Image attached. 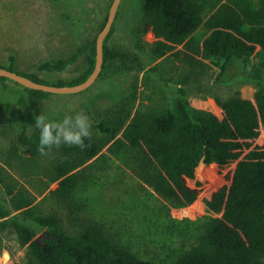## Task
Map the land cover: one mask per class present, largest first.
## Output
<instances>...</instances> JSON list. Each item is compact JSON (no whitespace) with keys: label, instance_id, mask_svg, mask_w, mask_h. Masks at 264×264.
I'll return each mask as SVG.
<instances>
[{"label":"trees","instance_id":"16d2710c","mask_svg":"<svg viewBox=\"0 0 264 264\" xmlns=\"http://www.w3.org/2000/svg\"><path fill=\"white\" fill-rule=\"evenodd\" d=\"M142 7L144 23L139 31L154 35L150 46L153 59L182 45L181 53L191 68L176 80L170 100L164 97L149 105L142 101L135 110L139 93L134 88L95 117L89 110L96 131H91L83 148L62 144L41 154L37 150L39 129L28 131L18 114L21 108H6L5 113L22 123L18 140L26 146L30 159L55 156L45 186L57 183L50 196L69 214L66 221L58 211L41 212L28 189L7 186L2 191L10 199L0 193V247H4L5 237L14 238L25 248L22 264H264V138L256 143L264 131V0H142ZM118 16L105 40L98 80L109 76L108 69L118 61H139L127 50L108 44ZM82 57L86 64L80 72L57 82L20 70L19 54L14 49L0 59V67L39 82L73 85L87 79L95 67L96 37L67 57L36 65L39 70L60 72ZM235 60L245 69L256 61L254 73L228 81L255 84L253 95L245 96L239 90L227 97L214 96L220 113L215 107L195 106L188 86L199 78L200 71L194 67L214 65L219 69L217 79L224 81ZM120 66L126 70L129 65ZM12 83L20 85L0 76L3 89ZM21 87L41 98L71 95ZM105 147L140 179L137 187L124 183L127 180L112 182L121 195L136 189L150 193V188L159 200L157 209L158 204L150 201L152 193L147 194L145 208L133 212L123 230L97 219L88 211L87 199L81 198V188L89 178L84 171ZM201 163L212 169L235 166L206 194L207 215L175 219L170 214L172 207L190 205L200 195V183L192 186L190 180L197 171L204 177L205 165ZM34 169L41 166L36 164ZM0 177L6 180L8 176L0 171ZM133 223H137L135 229ZM40 229L43 233L38 238ZM149 243L166 247L161 257L151 254Z\"/></svg>","mask_w":264,"mask_h":264},{"label":"rangeland","instance_id":"374dc122","mask_svg":"<svg viewBox=\"0 0 264 264\" xmlns=\"http://www.w3.org/2000/svg\"><path fill=\"white\" fill-rule=\"evenodd\" d=\"M110 4L111 0H0V59L14 49L19 54L20 70L37 73L52 82L69 80L86 64L83 57L60 72L39 70L36 65L44 60L67 57L80 45L95 38L106 20ZM120 7L116 30L108 44L127 50L132 58L138 57L139 61L129 64L118 61L108 69L109 76L99 79L91 88L77 94L41 98L25 91L21 84L20 86L12 83L7 89L0 87L3 109L0 111V171L8 176L6 180L0 177V193L7 200L10 199L5 193L7 186L24 187L35 195L41 212L58 211L66 221L68 219V209L50 196V190L55 188L57 183L45 186L49 181L47 173L55 156L43 155L35 160L30 159L25 151L26 146L18 140L22 123L16 121L12 114L5 113L6 108H21L22 111L18 114L26 121L29 132L37 129L35 116L42 112L52 119H63L65 114L78 111L89 115L92 122L91 131H96L93 126L94 117L111 106L117 98L124 97L137 88L139 98L135 110L142 101L149 105L152 101H163L164 97L170 100L174 95L176 80L191 68L181 53L184 50L182 45H178L164 57L153 59L150 46L155 37L150 31H139L144 23L142 0H122ZM201 31L206 30L202 28ZM255 62L253 60L245 69L240 60H235L223 78L224 81L217 79L219 69L214 65L194 67L200 74L198 79L188 84L192 103L199 108L212 109L216 108L213 102L216 95L227 97L239 90L245 96L253 95L255 84L247 80L228 81L240 74L254 73L252 65ZM121 64L124 67L129 65L128 69L120 70ZM216 110L220 113L219 109ZM263 138L264 131L256 143L262 142ZM89 163L92 166L84 171L89 178L81 188V198L87 199L88 211L97 219L105 221L113 229L123 230L124 223L130 221L133 212H142L145 208L143 201L147 194L151 193L150 201L152 204H158V209L159 200L147 185L150 193L144 190L139 193L136 189L122 195L118 188L112 186V182L118 179L117 181L127 180L124 183L137 187L140 179L125 167L120 159L112 155L108 147ZM36 164L41 166L40 170L34 169ZM201 164L205 165L204 177L197 171L196 177L190 180L192 186L200 183V195L190 205L172 207L170 214L175 219H196L207 215L204 202L206 194L235 166L233 163L212 169L205 163ZM84 213L88 215L87 212ZM133 225L135 229L137 223ZM42 233L43 229H40L37 237L41 238ZM147 246L152 248L151 254H157L158 257H161L166 248L161 243H149ZM145 247H141L142 251ZM24 257L25 248L14 238L5 237L4 247H0V264H22Z\"/></svg>","mask_w":264,"mask_h":264},{"label":"clouds","instance_id":"9594fccd","mask_svg":"<svg viewBox=\"0 0 264 264\" xmlns=\"http://www.w3.org/2000/svg\"><path fill=\"white\" fill-rule=\"evenodd\" d=\"M35 127L39 129L37 150L44 154L62 144L85 147L86 138L91 136L92 122L84 111L65 114L63 119H52L42 112L35 116Z\"/></svg>","mask_w":264,"mask_h":264},{"label":"water","instance_id":"95a60500","mask_svg":"<svg viewBox=\"0 0 264 264\" xmlns=\"http://www.w3.org/2000/svg\"><path fill=\"white\" fill-rule=\"evenodd\" d=\"M122 0H111L108 15L104 26L100 29L96 36V61L95 67L91 74L78 84L73 85H57L39 82L29 76L23 75L17 71L0 67V76L7 77L15 82L34 90H42L54 94H73L82 92L90 88L100 77L104 64V44L110 34L117 19Z\"/></svg>","mask_w":264,"mask_h":264}]
</instances>
